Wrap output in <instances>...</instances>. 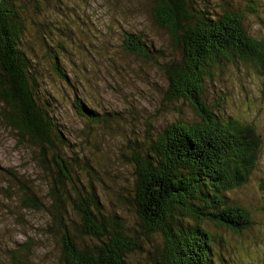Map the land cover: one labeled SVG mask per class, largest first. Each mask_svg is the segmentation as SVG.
Masks as SVG:
<instances>
[{
	"label": "trees",
	"instance_id": "16d2710c",
	"mask_svg": "<svg viewBox=\"0 0 264 264\" xmlns=\"http://www.w3.org/2000/svg\"><path fill=\"white\" fill-rule=\"evenodd\" d=\"M48 2L0 0V117L46 176L44 201L14 171L0 168V176L16 183L23 209L47 214L45 233L59 244V264H246L213 232L249 233L251 209L234 194L250 184L263 142L254 121L226 113L224 92L214 86L228 67L264 79V37L246 28L258 0H153L151 19L167 33L170 55L121 31L122 52L159 65L167 81L163 101L178 108L157 127L143 121L141 136L135 121L86 98L68 49L73 26L43 17ZM61 102L84 124L86 143L66 137L52 106ZM117 126L126 149L117 160L132 167L133 184L127 199L115 198L132 223L103 207L92 181L99 174L87 159L99 153L92 132ZM32 247L7 248L3 264H30ZM258 261L264 264V251Z\"/></svg>",
	"mask_w": 264,
	"mask_h": 264
},
{
	"label": "rangeland",
	"instance_id": "374dc122",
	"mask_svg": "<svg viewBox=\"0 0 264 264\" xmlns=\"http://www.w3.org/2000/svg\"><path fill=\"white\" fill-rule=\"evenodd\" d=\"M47 5L43 17L56 20L59 26H65L63 22L73 26L68 34L75 45L68 49L70 58L78 68L79 77L87 83L85 93L88 100L95 101L102 110L123 113L127 123L135 121L134 131L140 136L146 129L143 121L157 127L167 119L170 121L171 117H177L173 110L178 108L163 101L167 81L162 68L127 56L120 49V33L125 31L141 34L152 48H160L164 53L171 54L167 33L152 22L150 11L153 0H50ZM70 7H75L77 11L71 12ZM258 7L254 17H248L246 28L253 37L262 38L264 0H258ZM69 67V64L65 66L67 70ZM218 78L220 80H215L214 88L218 93L219 89L224 92L222 96L226 97L228 107L226 113L254 121L263 147L250 184L234 194L242 205L251 209L253 225L249 233L243 236L218 230L213 233H220L227 239L229 253L237 254L239 251L237 256L243 257L246 264H259L258 260L264 251V189L259 188L261 178H264V79L253 76L249 70L232 67L221 71ZM246 98L252 102L247 103ZM52 106L54 116L68 140L77 144L86 143L84 124L74 117L69 107L64 102ZM166 110L169 114L163 113ZM180 113L182 116H191L189 109L185 111V108H180ZM117 127H110L111 130L95 129L92 132L90 139L99 144V153L97 156L88 154L87 159L99 174L92 181L96 194L104 203L103 207L116 211L117 215L132 223V214L127 212L126 207L121 209L115 198L124 195L123 198L127 199L125 190L133 184L132 167L118 161L117 155H122L126 149L122 144L125 138L119 134L122 128ZM16 139L14 131L8 129L0 117V168L17 173L18 177L32 185L38 197L44 201L47 178L35 163L31 150ZM88 149L95 152L92 147ZM83 152L87 153V148ZM100 180L104 182L102 187ZM14 186L16 183H9L6 174L0 176V264L6 262L7 248L26 242L33 246L30 264H59V244L45 233L49 222L47 214L23 209Z\"/></svg>",
	"mask_w": 264,
	"mask_h": 264
}]
</instances>
